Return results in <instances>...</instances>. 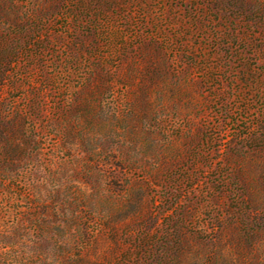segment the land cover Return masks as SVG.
I'll use <instances>...</instances> for the list:
<instances>
[{"label": "rangeland", "instance_id": "obj_1", "mask_svg": "<svg viewBox=\"0 0 264 264\" xmlns=\"http://www.w3.org/2000/svg\"><path fill=\"white\" fill-rule=\"evenodd\" d=\"M0 264H264V0H0Z\"/></svg>", "mask_w": 264, "mask_h": 264}]
</instances>
